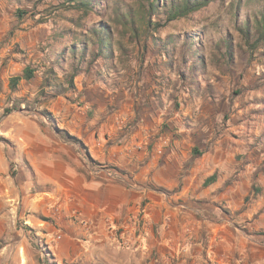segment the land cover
I'll use <instances>...</instances> for the list:
<instances>
[{
    "label": "rangeland",
    "instance_id": "obj_1",
    "mask_svg": "<svg viewBox=\"0 0 264 264\" xmlns=\"http://www.w3.org/2000/svg\"><path fill=\"white\" fill-rule=\"evenodd\" d=\"M65 1L0 0V264H42L43 255L49 264L64 240V264H264V44L252 48L241 32L264 0H212L171 22L159 7L151 20L159 26L149 28L147 0ZM128 13L136 36L122 22ZM103 33L112 60L95 62ZM35 130L74 144L85 165L128 187L139 183L138 162L156 164L175 148L179 180L196 163L200 188L214 174V190L197 201L202 213H124L89 239L85 219L54 216L64 208L17 148V135L29 141ZM103 149L111 157L96 155Z\"/></svg>",
    "mask_w": 264,
    "mask_h": 264
},
{
    "label": "crops",
    "instance_id": "obj_2",
    "mask_svg": "<svg viewBox=\"0 0 264 264\" xmlns=\"http://www.w3.org/2000/svg\"><path fill=\"white\" fill-rule=\"evenodd\" d=\"M25 134L28 133L25 132ZM25 134L17 135L21 139L17 148L24 156L25 163L29 164V169L34 171L37 182L50 184L51 192L44 194H47L53 203H59L58 208H64V212L63 210L59 212L56 209L58 212L54 213V216L58 218L61 213H66V216L72 218L73 222L85 219L86 221L81 223L82 227L70 221H68V225L73 226L74 230L80 227L84 234L90 235L87 237L89 239L92 237L93 240L98 239L99 236L96 234L101 232L105 222L119 219L124 213H152L149 214V217L160 213H202L197 201L209 198L214 190L212 183L207 187L200 188L203 183L202 175L199 181H197V175L202 168L196 163L191 164L188 169L189 173L179 180L183 161L179 160V153L175 148L166 151V160L156 164L138 162L136 168L132 170L133 172L137 171L132 175V179L137 180L140 185L138 183L135 187H128L123 180L115 178L114 175H107V172V174L102 173L101 170L85 165L80 155L77 154V147L61 139L59 135L55 136L58 140L52 141L51 134L54 135L53 132L35 130L31 133L28 141L22 139ZM85 138L92 143V133H89ZM105 152L106 150L103 149L96 155L103 159L107 157V154L108 157H111L110 152ZM116 154L115 161L123 165L125 160L122 159V153H119L121 156ZM141 154L144 155L145 152ZM3 158H5L4 155L0 154V164H2ZM204 168L206 167L203 166ZM207 168H210L209 164ZM82 169L84 173L81 172ZM209 176L207 175V178ZM143 182L171 191L176 190L167 196L146 186ZM213 195L211 200H213ZM4 214L6 213L2 215ZM57 239L60 240L61 237L58 236ZM68 243L64 240L57 244L54 259L57 264H64L63 261L68 258L69 253L66 251L69 249ZM96 243L100 244V242ZM72 261L76 262V259L69 260V263ZM137 262L138 260L134 259V261L127 260L122 264H138Z\"/></svg>",
    "mask_w": 264,
    "mask_h": 264
},
{
    "label": "trees",
    "instance_id": "obj_3",
    "mask_svg": "<svg viewBox=\"0 0 264 264\" xmlns=\"http://www.w3.org/2000/svg\"><path fill=\"white\" fill-rule=\"evenodd\" d=\"M90 1L91 0H66V4L67 5H71L74 6L75 8L78 7H82V8H90ZM212 0H183L181 1V3L176 2L175 0L170 2V4L166 5V6H159L158 4V0H147L148 3V12H147V16L144 14V16H141V20L142 22H144V24L146 25L147 28L151 27V26H159L157 23H152V15L155 14L156 10H158V8H162L164 15H165V19L166 22H171L173 20L179 19V18H184L186 17L189 13L194 12L196 10H199L200 8L206 6L209 2H211ZM122 22L125 25V27L128 28V30L131 32V35L136 36L138 35V31L135 28V22L132 19V16L128 13L127 14H122ZM140 22V19H139ZM252 29V32H251ZM103 30V32H105V29H101ZM245 36L246 39L248 41L253 40L254 46L252 45V48L257 47L259 44H264V9L263 10H258L257 13H254V24L252 27L249 28L248 24L244 27V29H242L241 31ZM103 36H98L99 41L96 44L97 47L100 49H98V51H96L95 54L93 55V58L96 60L95 62L99 61V56L101 54H104L103 56V60L104 61H111L112 60V54L111 52H109V43L107 40V35L105 36V33H103ZM72 43H76V39H74V41H72ZM106 45V46H105ZM74 46H72L71 50L75 51V50H79V48H82L83 50V43H79L78 46H75V49L73 48ZM104 49L103 53L102 50ZM81 52V49H80ZM80 58H83V52L80 53ZM79 62V59H78ZM79 64H81V61L79 62ZM33 76V70L29 69V68H25L23 71V76L22 78L29 80L31 79ZM17 80V79H16ZM16 80L12 81V84L14 85L16 83ZM70 85H72V80H69ZM57 132V131H56ZM62 132V131H60ZM64 132V131H63ZM58 133V132H57ZM67 136L68 139H70L71 141H75L77 143H80V145L82 147L83 144L76 139V137L71 136L69 134H67L66 132H64ZM195 150V149H194ZM89 158V155H88ZM216 179V175H211L210 177H208L205 180V184H211L215 181ZM48 253V252H47ZM50 255V254H49ZM43 259L41 261L42 264H45V262L47 261L46 257H44L43 255ZM51 262L48 260L49 264H56V262L54 261V259L51 257L50 258Z\"/></svg>",
    "mask_w": 264,
    "mask_h": 264
}]
</instances>
